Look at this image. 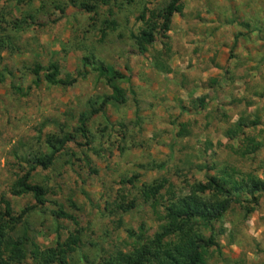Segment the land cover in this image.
<instances>
[{
    "label": "rangeland",
    "instance_id": "374dc122",
    "mask_svg": "<svg viewBox=\"0 0 264 264\" xmlns=\"http://www.w3.org/2000/svg\"><path fill=\"white\" fill-rule=\"evenodd\" d=\"M167 1L116 0L92 13L66 0H0V196L14 212L33 203L29 195L12 196L9 187L28 157L45 150L44 136L71 131L88 100L107 93L81 58L92 54L109 70L130 74L129 85L119 83L126 102L107 105L89 120L91 149L68 142L48 168L31 175L48 191L40 209L26 217V229L40 248L53 245L56 234L60 241L76 234L68 264L126 251L132 240L127 230L137 234L142 227L144 239H153L159 222L142 189L163 193L167 180L176 188L202 180L204 172L213 173L205 166H232L235 179L251 174L264 180V0H181L166 37L138 53L128 31L144 27L138 17L147 19ZM104 18L117 26L101 37ZM35 62H55L62 78L85 75L68 87L43 80L33 85ZM225 69L231 79H225ZM238 116L258 120L245 128L259 144L246 157L233 154L228 146L234 143L223 135ZM115 122L124 127L110 126ZM139 141L141 146L130 147ZM152 162L163 166L154 170ZM122 195L135 199L131 210L119 215L105 207ZM256 195L255 204L234 202L214 223L219 251L211 250L205 264H264V192ZM58 207L71 219L55 221L51 211Z\"/></svg>",
    "mask_w": 264,
    "mask_h": 264
},
{
    "label": "trees",
    "instance_id": "16d2710c",
    "mask_svg": "<svg viewBox=\"0 0 264 264\" xmlns=\"http://www.w3.org/2000/svg\"><path fill=\"white\" fill-rule=\"evenodd\" d=\"M66 0V3L76 6L85 12H96L98 5L109 6L116 0ZM181 0H168L164 6L153 12L147 19L138 20L143 22L137 32L128 31L135 49L138 53L144 51L145 46L153 43L156 37H166L169 29L170 18L178 12ZM108 16H112L110 8ZM99 33L104 36L107 30H114L117 23L114 19L104 18L100 23ZM245 28L248 27L246 22L241 23ZM159 70L164 71L165 65L159 60H155ZM81 64L86 71H94L97 77L101 78L107 93L95 95L87 102V108L78 114L77 120L71 131L60 132V134H47L44 136V151H37L28 157L25 162L27 168L16 175L9 187V193L12 196L29 195L33 200L32 204L21 207L14 212L10 207L9 201L0 196V264H22L28 260L31 264H68V253L74 250L78 244V236L68 233L60 241L58 234L53 245L40 248L29 235L26 229V217L35 208H39L46 201L47 188L40 183L32 182L31 175L36 168H48L55 156L64 149L68 142H73L76 146L91 149L93 135L88 128V122L97 113H103L107 105L119 106L126 102L124 89L119 85L124 82L130 83V74L119 73L109 70L101 61L95 59L92 54L83 56ZM34 79L32 84L36 85L43 80L48 85H58L61 87L71 86L77 76H84L85 73L77 76L59 77L58 66L55 62H48L42 65L35 62L30 68ZM225 79H231L227 76L225 69ZM2 82V73L0 72V83ZM19 93V87L12 86ZM133 94V91L130 89ZM135 112L137 110V101L133 98ZM203 104L200 102L199 106ZM183 108V107H181ZM136 124H139L140 118L135 114ZM116 124L123 128L122 123ZM258 124L254 117L238 116L236 120L224 129L223 135L228 142L231 152L239 157H246L253 154L259 148L252 136L246 134L245 128ZM182 131V128L181 130ZM181 135V133L179 132ZM178 136V134L176 133ZM80 139V140H77ZM142 141L131 143L130 147L141 146ZM124 147L120 146L119 151ZM88 169L95 173L94 168H89L88 160L85 159ZM72 166V164H71ZM163 165L152 162L151 168L159 170ZM200 169V168H199ZM206 171L211 169L212 174L204 172L202 180H195L191 183H185V186L176 188L166 180V187L163 193L155 189L148 192L141 190L143 201L147 202L148 207L157 216L159 225L158 232L153 239H144V231L139 227L138 233L134 234L129 230L126 231L128 237H132L129 248L126 251L116 250L108 254L99 261H90L86 264H205L206 257L211 250L219 251L217 245V236L219 230L214 227L225 212L234 202L255 204L257 193L264 192V180L254 176L246 175L245 178L235 179L237 171L231 166L216 168L214 166H205ZM180 172V170H178ZM185 171L181 170L180 174ZM124 180H120L123 183ZM165 195V197H164ZM105 201V207L110 206L111 210L119 215L126 213L135 206V199L129 198ZM246 197H248L246 199ZM242 199V200H240ZM246 199V200H245ZM246 212L250 208L243 206ZM51 216L56 221L58 218L71 219V216L58 207L57 210L51 211ZM207 232L204 233V230Z\"/></svg>",
    "mask_w": 264,
    "mask_h": 264
}]
</instances>
